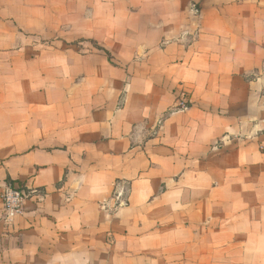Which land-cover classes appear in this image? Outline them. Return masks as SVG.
<instances>
[{
    "label": "crops",
    "instance_id": "1",
    "mask_svg": "<svg viewBox=\"0 0 264 264\" xmlns=\"http://www.w3.org/2000/svg\"><path fill=\"white\" fill-rule=\"evenodd\" d=\"M0 264H264V0H0Z\"/></svg>",
    "mask_w": 264,
    "mask_h": 264
},
{
    "label": "built area",
    "instance_id": "2",
    "mask_svg": "<svg viewBox=\"0 0 264 264\" xmlns=\"http://www.w3.org/2000/svg\"><path fill=\"white\" fill-rule=\"evenodd\" d=\"M191 104L190 99L187 97L186 92L181 94V97L173 108V111H183L187 109ZM26 198V193L19 189H15L11 186L5 187L2 192V201L5 210L6 218L12 219L22 210L24 199Z\"/></svg>",
    "mask_w": 264,
    "mask_h": 264
}]
</instances>
